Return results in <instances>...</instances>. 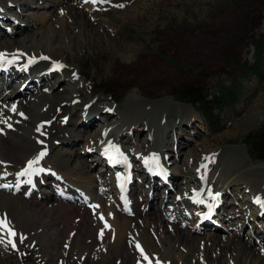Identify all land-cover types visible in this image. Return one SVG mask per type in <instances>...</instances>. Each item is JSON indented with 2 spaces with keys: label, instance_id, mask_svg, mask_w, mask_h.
I'll return each mask as SVG.
<instances>
[{
  "label": "rangeland",
  "instance_id": "rangeland-1",
  "mask_svg": "<svg viewBox=\"0 0 264 264\" xmlns=\"http://www.w3.org/2000/svg\"><path fill=\"white\" fill-rule=\"evenodd\" d=\"M5 1L7 0L2 2L3 5ZM11 1L14 2L9 5H14V7H8L7 15H0L3 16L0 20L1 39L3 37L12 38V36L22 37L20 32L26 29L30 30L24 31L30 38L34 31L37 33L40 31L44 32L45 35L48 32L51 21H43L42 16L45 17L47 13L52 12L55 15L52 17L53 20L60 17L56 8L49 7L50 3L46 4L44 3L46 1L43 0ZM51 1L59 2L62 0ZM75 1L80 6L73 7V9L69 8L68 10L72 12L71 14L79 16L76 19L72 16V29L66 28L67 31H64V33L70 34L71 38H68L67 34L62 33V37L57 39L62 42L63 56L66 58L69 67L81 74L79 77L80 85L77 88L82 86L83 94L75 99H83L84 102L93 101L96 104L99 101V109L103 107L111 109L110 113L106 114V119L104 115L99 116L92 111V116H96L95 118L98 120L82 133L78 132L82 129L81 125L77 128L76 133L79 136L77 145L79 146L76 149L77 154L73 155V160L83 161L91 166L88 175L89 179L92 180L99 175L102 165L99 166L97 162L93 168L92 159L89 157L86 161L81 156V152L87 149L86 147L91 146V143L87 146L89 142L84 143V136H93L98 133L97 131H101L103 127H108L109 130H112L118 124L125 126L129 121L128 118H130L128 116L134 117L138 112L144 113V116L146 119L149 118L151 124L141 123L138 125L133 133L137 134V141L134 139L136 138L135 135L131 136L133 139L130 141L127 138L120 137L121 134H118L119 138L124 139L121 140L123 146L137 147V149L143 147V150L149 149L153 142L149 136H146L148 132L146 129H149L148 126L155 129L160 124V129H162L165 124L170 125L172 128L165 130L168 131L165 140L168 154L178 153L180 146L184 142L188 143L182 149V153L179 154V162L175 164L169 163L173 168V175L176 174L174 172L177 170L182 171V173L179 172V176L176 174V180L199 175H196V173H201L199 168L201 161H205L206 158L210 160L208 158L209 154L218 150L228 152L235 150L234 152L240 154L244 162L251 165V167L263 164L248 158L242 139L264 122V64L257 68L255 73L245 72L242 66L245 63L253 64V44L264 34V0H102V2L97 0L96 3L90 4L92 6L90 10L86 9L85 5L79 0ZM120 5H123V7H119ZM84 29L87 30L89 36H83L82 30ZM40 38L41 36L37 34L32 37L33 41H38ZM135 59H139V61L131 64ZM124 64H129V69ZM5 79H7L6 74L4 75V81ZM17 81L18 79L14 78L7 87L5 84L2 86L3 93L6 96L11 92L13 93L11 97H15L18 93L23 95L26 91L25 82ZM54 83L53 81V85ZM19 85L22 86L17 91ZM97 85H103L105 89L111 91V94L96 93ZM186 85L197 86L207 94L217 93L223 87H232L234 89L237 94V103L231 108H224L219 113L221 120L219 128L222 129L221 131L215 132V130L209 128L197 113L195 107L180 103L173 98L172 89ZM61 86L62 83L55 84L54 91H57ZM78 91L77 89L76 92ZM167 95L172 98L173 102L171 104L163 103L168 101ZM62 96L63 98L68 97L69 93ZM147 98L155 100L151 102ZM22 100L24 101V99ZM128 100L129 105L127 103ZM156 108H159V112L167 108L165 110L167 112L163 117L157 119L158 111L157 114L154 113ZM56 112L59 113L60 110L56 109ZM78 113L79 117L85 115L84 112L80 114L82 111ZM177 114L184 124L182 126L185 128L179 127L177 133H182L184 137L177 138L176 141H170L172 132L177 128L176 124L172 123L176 121ZM119 116H121V119H118ZM67 119L69 120L67 116L63 118V124H66L67 128L71 129L72 132V129L75 128L72 124L67 125ZM161 122H163L162 125ZM191 123L193 125L188 128ZM123 136L126 137L127 134L123 133ZM144 139L148 142L143 146L142 141ZM92 141L93 143L96 142L95 137H93ZM59 142L54 140L55 146ZM136 142L137 144H135ZM57 148L61 150V153L65 151L66 155L69 153L68 148H65L64 145ZM241 149L242 151L244 150L245 154L240 153ZM95 151L97 152V149ZM184 152L188 156H185ZM134 158L138 159V157ZM171 159L173 158L169 157V160ZM75 161L71 162L70 166ZM37 165L39 166V164ZM259 167L261 168L262 166ZM10 169L8 164L4 163L3 167L0 165V174L7 173V171H11ZM39 169H44V167L41 165ZM135 172L136 170H133V175H135ZM105 173L108 174L107 171ZM106 174L103 175L104 178H107ZM5 176H7V180H4V182L14 180L10 174H5ZM135 176L137 180L141 179L138 174ZM245 178L247 181L253 180L257 194L264 193V175L259 177L252 171ZM254 179L259 180V185L255 183ZM59 180L51 177L45 183L46 186L39 188L41 195L49 200L44 204L45 207L37 205L36 208L46 209L58 203L57 207L63 212L60 214L56 212L57 210H53L50 213H45L46 217L42 216L41 220L47 223L50 228L48 229L49 238L44 240V242L36 241L37 243L29 247L28 243L36 239L35 236H29L26 241L22 242L21 246L16 243V247L12 248L7 243L8 237L5 234H0V237L4 239V242L0 243V264H135V258L139 254L134 250L133 244L127 249L128 252L125 250H120L121 252L109 251V239L100 236L101 232L96 231L90 219L89 221L85 219V224L82 225H77L76 223L78 218L75 217L81 214L79 208L87 209L93 206L90 203L82 204L86 200L84 195L90 197L88 199L90 201L95 197H100L106 202L107 199L109 200L114 196V191L109 188L110 192L102 195L99 192V187L104 188V185L101 186L102 183L101 185L99 183L96 186L89 187L90 191H88L79 189V184L77 183L62 180V178V181ZM53 182L66 184L68 192H76L79 196L75 195L76 198L73 200H71L72 196H69L71 198L64 196V198H61V200L63 199L62 201L57 200ZM137 182L135 181L136 188L133 185V188H135L132 192V194L135 193L132 197L133 201L131 200L133 210L135 209L137 197L139 195L143 199L145 197L144 187L138 186ZM105 183H109V181L105 180ZM148 183L150 184V182ZM28 185L34 186V181L28 182ZM28 185L26 187L30 188ZM141 185L148 186L147 183ZM227 187L230 190L228 189L226 197L223 198L228 203L225 207V214L226 211L228 213L231 209H235V214L243 206H248L247 210L243 211L244 216L247 214L245 219L248 220V217L256 209L254 206L249 207L248 204L250 203L245 201L250 196L249 191L242 189L239 185ZM78 189L84 194L80 193ZM159 195L165 197L166 192L163 191L162 193V190L159 193L158 191L155 192L153 200L155 203L153 206L151 205L153 201L147 199L143 200L140 208L145 212H156L157 215L160 214L163 217L169 216L168 213H172L173 210L169 206L174 204L172 197H176L177 192L173 190L172 194L169 193L168 201L165 203L164 201L162 202L164 197L161 196V200ZM192 197H194V194ZM164 200L166 201V198ZM92 202L96 201L93 200ZM29 206L27 207L26 205L25 207L33 209ZM259 207H264V203L262 202ZM115 209L118 210V207H115ZM193 212L191 210L189 214H186L182 230L188 231L192 237L201 238L200 244L207 243L208 251L218 250V243L213 244L205 238L206 234H215L212 233V228L208 227L204 232H198L201 231L199 227L202 224L199 220L200 225L199 223L197 224L195 231L188 229L193 226V216L196 213V209L194 214ZM34 213L37 214L35 216H41L37 211H34ZM254 214L250 221L255 220L253 225L257 226V229L259 228L258 232L250 231L249 226L251 225L248 224L246 227H241V233H236L239 238L242 234L240 242L248 245H250L251 241L250 233H255L253 236L254 243L251 246L257 248L255 251L257 253L249 264H255L258 255L264 258V247H261L262 243L259 245L261 239L264 242V235L259 233L262 230L264 231V213L258 215L257 211H255ZM12 217L18 219V214L15 213L14 215L13 213ZM124 217L128 221L133 219L134 222L135 216L133 213H127ZM217 220H220L219 217ZM229 220L238 222L240 219L237 216H233L232 219L230 217L227 219V221ZM166 223L169 224L170 221H166ZM226 223V221L221 222V224H225L229 228L230 225ZM219 227L217 226L216 229L219 230ZM56 230L63 231L59 238L53 237V231ZM147 232L150 234L151 229L147 230ZM220 232L216 234L219 233L222 237L228 238L233 235L234 238V231L223 228ZM256 235L261 238L255 237ZM254 237L256 241H254ZM209 243L213 247H208ZM197 244L195 241L194 248L197 247ZM188 249L190 248H187V246L185 250L183 248H180V250L176 249L175 255L182 258V252H184L189 256V264H198V252L195 249V253L192 254L191 250ZM211 257L218 258L214 252H212ZM221 259L226 260L225 264H242L240 261L237 263L232 261V259L229 260L228 255L223 256ZM260 259L264 261V259ZM157 264L159 263L157 262Z\"/></svg>",
  "mask_w": 264,
  "mask_h": 264
},
{
  "label": "bare ground",
  "instance_id": "bare-ground-1",
  "mask_svg": "<svg viewBox=\"0 0 264 264\" xmlns=\"http://www.w3.org/2000/svg\"><path fill=\"white\" fill-rule=\"evenodd\" d=\"M3 1L4 0H0V15H7L8 7H14V5L11 6L9 4H13L12 2L14 1L7 0L4 5L2 4ZM43 1H46L44 2L46 4L50 3L49 7L56 8L60 15L56 20L52 19V17L55 16L52 12L47 13L45 17L42 16L43 21H51L47 34L44 35V32L40 31L37 33L34 31L30 38V36L26 35V32H24L27 30L26 29L24 31L21 30L22 32L20 33H22V37L12 36V38H0V53L5 54L3 60H0V66L5 68L4 70H0V165L3 167V164L6 163L8 164V167L11 168V171L0 174V219L6 220L8 226L16 233L15 241L19 246L22 244L20 241L21 236L25 237L23 241H26L29 236H35L36 239L33 240V242L28 243L29 247L37 242H44V240L49 238L48 229L50 228L47 223H44L41 220L42 216L46 217L45 213H50L53 210H57L56 212H59L60 214L63 213L62 210L57 207L58 203L46 209L36 208L37 205L45 207L44 204L49 200L47 197H43L39 192V188L46 186L45 183H47L49 178L55 177L58 178V180L60 179L59 181L67 180L69 182H74L79 184V189H86L88 191H90L89 187L96 186L99 183L101 185L102 183L101 186L104 185V188L99 187V192H101L102 195L110 192L109 188L114 191V187H116L115 181L113 180V174H106L104 171H100L99 175L96 176L97 179L94 177V179L91 180L88 176L91 166L83 161L73 160V155L75 156L77 154L76 149L79 146L77 145V141H79V136L76 133L77 128L81 125L82 129L78 132L82 133L98 120L95 118L96 116H92V111L99 116L104 115L106 119V114L110 113L111 110L108 107L99 109V101L96 104L95 102L93 103V101L84 102L83 99H75L83 94L82 86H80L81 89L80 87L77 88L80 85L79 77L81 74L78 71L75 72L72 67H69L66 58L63 56L62 42L57 40L62 37V33L65 35L67 34V32L64 33L66 28L72 29V16L75 19L79 16L71 14L72 12L68 9H73V7L76 6L79 7L80 4L75 0H62L59 2L51 0ZM79 1L85 5L86 9H91L92 6L90 4L92 2H86V0ZM2 18L3 16H0V20ZM82 31L84 37L89 36L86 29ZM36 34L40 35L41 38L38 41H33L32 37ZM67 36L68 38H71L70 34H67ZM13 56H15L14 60ZM41 57H48V59H41ZM8 61L13 62L8 63ZM57 64L63 65V67L56 68L55 66ZM5 74L7 79L4 81ZM14 78L18 79V81L21 80V83L25 82L24 86L26 87V91L23 95L18 93L15 97H11L13 93L10 92L6 96L3 93L2 86L5 84L7 87ZM53 81L55 82L54 85ZM57 83H62V86L58 88L57 91H54L55 84ZM21 86L22 85H19V87H17V91ZM77 89L79 90L78 92H76ZM66 93H69V96L63 98L62 95ZM169 98L170 97H168V101L163 103L171 104L173 101L171 100L172 98ZM22 99H24V101ZM148 101L152 102L154 100ZM127 103L129 105V100ZM179 105L185 106L183 104ZM13 106H15V111H12ZM56 109L60 110V112L57 113ZM158 109L156 108L154 113L157 114ZM165 110H167V108ZM165 110L158 111L157 119L166 114L167 111ZM79 111H82L80 114H83L84 112L85 115L79 117L77 115ZM66 116L69 118V120L67 119L68 122L66 121L67 125L72 124L76 131L75 129H72L71 132V129H68L66 124H63V118ZM128 117L130 118H128L129 121L125 126L118 124L112 130H109L108 127H103L101 131H97V134L94 133L95 135L93 136H84L83 138L84 143L89 142L87 146L90 143L91 146L86 147L87 149H84V151L81 152V156L86 159V161L90 157V159H92L93 168L96 166L97 162L99 166H103L106 159H108L111 163V167L107 169L111 170L118 168L114 173L121 172L126 178V193L123 196H121L120 193H115L109 200L106 198V202L100 197L93 198L96 202H92L93 200H88L90 197L84 195L86 200H84L82 204L90 203L91 205H97L99 207L93 208L91 206L87 209L83 207L79 208L81 214H78V217H75L78 218L76 219L77 225L85 224L84 220L87 219L89 221L90 219L96 231L98 230L101 232L103 230L102 237H107L109 239V251L114 250L117 252L125 250L128 252L127 249L133 244L132 246L134 250L139 254L135 258V264H157V262L159 264H187L189 261V256L187 254L181 251L183 254L182 258L175 255L176 249L180 250V248H183V250H185L186 246L187 248H190L188 250H191L192 254L195 253L196 249L198 252V264H225L226 260L221 259L225 255H228L229 260L232 259V261H236L237 263L240 261L242 264H249L257 253H255L257 248L251 246V244L254 243L253 236L255 233H250L249 235L252 241H250V245L240 242L242 234L239 238V235L236 233H241V227H246L248 224L251 225L249 226L250 231L253 230L258 232L259 230V228H256L257 226L255 227V225H253V221L255 220L251 222L250 219L252 215H255V211H257L258 215L264 213V207H259L262 202L264 203V193L257 194L258 192L255 190L253 180L247 181L245 176L254 171L256 175L262 177L264 175V163L251 167V165L244 162V159L240 157V154L234 152L235 150L231 152L218 150L209 154L208 158L210 160H207L206 158L205 161H201L199 167L201 173H196V175L199 174L197 176L200 177L192 176L176 180L175 176H179V172L182 173V171L177 170L174 172L177 175H173V168L169 163L175 164L176 162H179V154L182 153V149L185 148L188 143L184 142L180 146L178 153L168 154V151L166 150L167 142L165 141L168 131L165 130L171 129L172 127L165 124L162 126V129H160V124H158L159 126L155 129H152L150 126H148L149 129H146L148 131L146 136H149L150 140L153 142L149 149L143 150V147H140L139 149L130 146L124 147L121 140L127 138L132 141L133 138H131V136H137V134L133 133L136 131L139 124H151L149 118L146 119L144 113L141 112H138L134 117L131 115ZM118 119H121V116H119ZM162 123L163 122H161V125ZM172 123H175L177 128L172 132L173 134L170 136V141H176L177 138L184 137L182 133H177L179 127L184 128L182 126L184 124L178 114L176 115V121ZM177 123L179 124L178 126ZM192 125V123L189 124L188 128ZM73 131L75 132L74 134ZM123 133L127 134V136H123ZM118 134H121L120 137H123L124 139L119 138ZM93 137H95V143L92 141ZM134 139L137 141V137ZM54 140L60 141L59 144H56L55 146ZM147 142L148 141L144 139V141H142L143 146L146 145ZM135 144H137V142ZM62 145H64L65 148H68L67 150H69V153L67 155L66 151L61 153V150L57 148ZM95 149H97V152ZM244 150L242 151L241 149L240 153H244ZM42 151L46 152V155L40 160L39 166L36 165L34 168L39 169L42 165L44 167L43 171L32 173L30 175L18 176L20 172L26 169L28 162L36 159ZM185 152V156H188ZM134 157H138V159ZM169 157L173 159L169 160ZM124 159L127 160L126 163H122V160L124 161ZM73 161H75V163L70 166V163ZM142 163L144 166H150L151 169H157L161 171L162 174L167 175V182L163 183L158 178L154 177L152 178L153 184H149L148 181L150 178L144 171ZM259 166L262 167L260 168ZM133 170L142 172L146 177L137 180L136 176H133ZM224 170L225 172L223 173ZM5 174L12 175L14 180L4 182V180H7ZM105 174L107 178H104L103 175ZM29 180L34 181V186L28 185ZM105 180H108L109 183H105ZM254 180L255 183L259 185V180ZM135 181H138V186L144 187L145 197L143 199V197L139 195L136 201L134 199L135 209L133 210V203L131 200L135 194H132L136 188ZM7 183H11L9 187L2 188V186ZM143 183H147L148 186L145 187V185H141ZM53 184L55 189L54 193H56L55 198L57 200L62 201L63 199L61 200V198H64V196L66 198H71L69 196H72L71 200H73L76 198L75 195L79 196L76 192H68L66 184H58L57 182H53ZM26 185L30 186V188H27ZM133 185L135 188H133ZM230 185H239L242 189H247L249 191L250 196L245 201L250 203L248 204L249 207L254 206L256 209L251 213L252 215L250 214L251 216L248 217V220L245 219L247 211L245 212L246 216L243 214V211L247 210L248 206L240 207L241 209L235 212V214V209H231L228 213L226 211L225 214V207L228 203L227 201L225 202L223 198L226 197L229 189L227 186ZM161 190L162 193L163 191L166 192L165 197L159 195L161 200V196L164 197L162 200L164 203L168 201L167 198H169V193L172 194L173 190L177 192V196L172 197L174 204L169 206V208L172 207L173 209L172 213H168L169 216L163 217L160 216V214L157 215L156 212H145L140 208L143 200L149 199V201H153L154 193L157 191L159 193ZM79 191L84 194L81 190ZM193 194L194 197H192ZM165 198L166 201L164 200ZM121 200L123 203L125 201L130 202V212L128 214H134V222L133 219L132 221L125 219V213L122 211L123 203L120 204ZM199 201L203 202L201 203ZM154 203L155 201H153L151 205L153 206ZM26 205L27 207L30 205L33 209L25 207ZM115 207H118V210H116ZM195 209L196 213L194 214ZM191 210L194 211L193 226L188 228V226L185 225V227L191 231H195L199 220L201 223V220L204 219L206 213L209 212V219L206 221L207 223H202L201 225L199 223L201 231L198 232H204L208 227L212 228V233L215 234H206L205 238L208 242H212L213 244L218 243V250L211 252L208 251L207 243L200 244V240H202L201 238L192 237L188 231L182 230V227H184L183 222L185 216L186 214H189ZM34 211H37L41 216H35L37 214H35ZM13 213L14 215L15 213L18 214V219L12 217ZM73 215L75 214L73 213ZM217 215L220 219L219 221L217 220ZM101 216L104 218L103 221L100 219ZM233 216L239 217L241 221H227L229 217L232 219ZM104 221L110 226L109 228H105ZM166 221H170V223L167 224ZM224 221L227 222L226 224L230 225L229 228H227L225 224H221V222ZM217 226H220L219 230L216 229ZM223 228L234 231V238L233 235L228 238L222 237L219 233L216 234L223 230ZM149 229H151L150 234L147 232ZM53 232L54 238H59L61 233L63 234L62 230H56ZM259 233L260 235H264L263 230ZM0 234H5L4 230L0 229ZM255 237L261 238L258 235ZM255 237L254 241H256ZM195 241L198 243L196 248H194ZM261 243V247H264L262 239L259 245H261ZM137 244H139L140 248L136 247ZM210 246L213 247L209 243L208 247ZM140 249H143L144 255L148 257L147 260L141 255ZM212 252H214L215 256H218V258L211 257ZM260 258L264 259L261 255H258L255 264H264V261Z\"/></svg>",
  "mask_w": 264,
  "mask_h": 264
},
{
  "label": "trees",
  "instance_id": "trees-1",
  "mask_svg": "<svg viewBox=\"0 0 264 264\" xmlns=\"http://www.w3.org/2000/svg\"><path fill=\"white\" fill-rule=\"evenodd\" d=\"M253 64L245 63L242 67L245 72L255 73L257 68L263 66L264 62V34L261 35L253 44ZM139 59H135L131 64H135ZM124 66L128 67L129 64ZM96 93L111 94V91L105 89L103 85H97ZM173 98L180 103L195 107L197 113L204 120L206 125L215 130L221 123L219 113L224 108H231L237 103V94L232 87H223L217 93L207 94L201 88L194 85H186L181 88L172 89ZM170 97V95H167ZM171 98V97H170ZM145 99V98H143ZM148 100H155L147 98ZM242 144L246 147L248 158L254 162H264V122L257 129L248 133L243 139Z\"/></svg>",
  "mask_w": 264,
  "mask_h": 264
},
{
  "label": "snow or ice",
  "instance_id": "snow-or-ice-1",
  "mask_svg": "<svg viewBox=\"0 0 264 264\" xmlns=\"http://www.w3.org/2000/svg\"><path fill=\"white\" fill-rule=\"evenodd\" d=\"M86 2H92V3H96L97 0H86ZM102 2V0H101ZM119 7H123V5H120ZM5 54L3 53H0V60H3ZM15 59V56H13V60ZM41 59H48V57H41ZM13 61H8V63H11ZM34 62V61H33ZM56 68H62L63 65H59L57 64L55 66ZM12 111H15V106H13V109ZM39 131V129H38ZM43 134V133H41ZM46 155V152H40L39 155L36 157V159L34 160H30L26 166V169L22 172H20L18 174V176H25V175H30L32 173H38L40 171H43V169H36L34 168L35 165L39 164L40 160ZM29 183H31V180L28 181ZM2 187H5V188H8L9 185H3ZM211 195V193H210ZM199 202H203V201H199ZM93 208H96V207H99L97 205H93L92 206ZM100 219L103 221L104 218L103 216L100 217ZM104 226L105 228H109L110 226L107 224L106 221H104ZM0 229L4 230L5 232V235L8 237V240H7V243L10 244L12 246V248H15L16 247V242H15V239L14 237L16 236V233L11 229V227L8 226V222L4 219H0ZM100 236L102 237L103 236V230L101 231L100 233ZM25 239V237L21 236L20 237V241L23 242V240ZM4 242V239L3 237H0V243H3ZM137 248H140L139 244L136 245ZM141 251V255L144 256V259L147 260L148 257L144 255L143 253V249H140Z\"/></svg>",
  "mask_w": 264,
  "mask_h": 264
}]
</instances>
